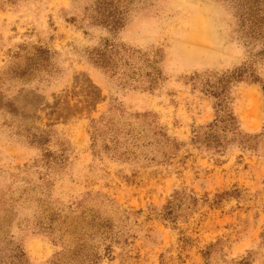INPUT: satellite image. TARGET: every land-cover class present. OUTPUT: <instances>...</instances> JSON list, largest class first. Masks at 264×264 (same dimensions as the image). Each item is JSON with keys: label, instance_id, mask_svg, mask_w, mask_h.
<instances>
[{"label": "rangeland", "instance_id": "rangeland-1", "mask_svg": "<svg viewBox=\"0 0 264 264\" xmlns=\"http://www.w3.org/2000/svg\"><path fill=\"white\" fill-rule=\"evenodd\" d=\"M0 264H264V0H0Z\"/></svg>", "mask_w": 264, "mask_h": 264}]
</instances>
